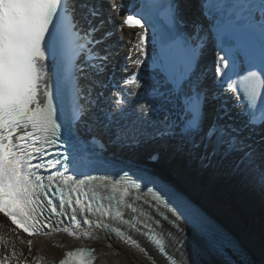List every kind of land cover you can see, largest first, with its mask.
<instances>
[{
    "label": "snow or ice",
    "instance_id": "obj_1",
    "mask_svg": "<svg viewBox=\"0 0 264 264\" xmlns=\"http://www.w3.org/2000/svg\"><path fill=\"white\" fill-rule=\"evenodd\" d=\"M202 8L210 24L205 29L193 22L190 32L183 30L186 25L178 19L174 0H140L133 5V14L124 18L123 25L140 28L134 44L140 56L145 54V26L151 29L152 67L159 76L145 94L152 103L147 109L140 106L143 123L137 126L122 123L123 99L116 101L117 112L101 108L93 114L97 100L92 87L81 84L82 78L92 79L85 69L101 74L109 59L97 50L111 32L96 38L100 26L93 21L100 8L94 0H0V212L12 224L30 236L45 227L73 235L68 227H59L64 224L60 218L66 217L75 229L88 225L114 233L155 264L138 241L116 226L139 232L137 223H144L149 231L140 234L169 264H177L165 251L162 233L136 216L124 217L125 208L139 216L149 215L129 202L142 198H133L129 192L130 188L139 190L141 184L127 172L117 180L85 175L88 168L102 163V157L89 147L98 138L81 137L82 123L89 134L93 132L88 121L98 122L114 144L167 138L176 140L179 149L189 154L203 150L202 161L239 154L235 168L244 165L264 186V170L256 164L257 156L264 155V147H258L264 146V0H208ZM209 33L222 53L211 87L205 84V74L196 73ZM49 58L53 61L50 79L48 68L42 66ZM128 59L137 66L145 63L139 56L133 59L132 50ZM124 83L141 86L136 72ZM216 100L220 103L209 121L205 106ZM51 146L58 148L57 158L45 160L46 148ZM65 146L66 151L59 150ZM37 158L40 162L32 163ZM40 169L51 171L44 175ZM147 194L157 207L169 208L160 192L148 187ZM176 202L186 219L207 223L198 209L182 200ZM28 244L31 251L32 241ZM94 258V249L76 248L59 264H92Z\"/></svg>",
    "mask_w": 264,
    "mask_h": 264
},
{
    "label": "bare ground",
    "instance_id": "obj_2",
    "mask_svg": "<svg viewBox=\"0 0 264 264\" xmlns=\"http://www.w3.org/2000/svg\"><path fill=\"white\" fill-rule=\"evenodd\" d=\"M124 3L126 4L124 1H119V3L115 4L120 6ZM111 14L115 21L114 27H118V36L124 38L127 47L133 46L129 38L134 37L136 31L125 28L120 30V23L117 24V22L122 21V17L119 15L120 13L118 11H113ZM172 144L175 146L172 147L174 150H169L168 153L172 152L167 154L164 159L167 165L159 166L152 164L149 165L150 169L168 181H171L173 184H178L184 191L190 194L195 201L199 202V204L208 210L214 217L219 219L224 226L228 227L246 250L245 259L250 262V264H264V259L262 258L264 254V245L261 243L262 240L260 241L259 239V232L261 231V233L264 234V195H260V199L262 198V200H257L259 198L255 196L256 186L250 176L247 177L245 171H242V174H240L241 176L230 177L237 161L233 160H235L239 154H233V157L231 156L228 158L218 155L212 157L211 160L204 159L202 161L200 157L204 155L203 150L195 154H189L187 149H179L177 141H174ZM165 145L166 144H157L156 146L162 147ZM147 147V145H144L133 153H135L136 157L143 158L147 155V152H145ZM111 150L115 152V149ZM131 152V150H125L120 153L122 155L135 157ZM121 154L114 153V157L119 158ZM198 162L203 163L199 168L196 166ZM238 172L239 171H237L236 174H239ZM232 179H234L235 184L238 182L239 188L243 190L242 193L237 192V187L233 185ZM201 183H206L207 187L204 188V186L200 185ZM214 191L218 192L217 198L213 196L212 192ZM223 197L229 199L228 204H231L235 210V212L232 213L233 215H231L222 204L223 201L221 200ZM236 199H239L238 204L235 202ZM153 215L155 219L159 221V223L153 225L167 238L166 249L185 264H228L225 263L222 257L212 255L209 251H206L205 245L201 239L178 220L173 218L176 223L175 225L168 222L165 217H159L155 213ZM179 227H181L182 230H179ZM8 229L9 226L3 221L2 224H0V234H3L5 230L9 231ZM169 233H171L170 236L168 235ZM19 235L22 236L24 243H26L27 250L24 254H29V256L46 263L59 261L68 251L74 250L75 248L93 245L96 247V264H152L142 252L108 233L91 230L77 231L73 235H69L66 232H46L44 234L35 235L32 239H26L22 234ZM189 237L203 248L202 251L205 253L204 258H199L197 255H190V251L187 253L183 252L184 249L188 247L186 246V242ZM137 239L141 247L146 250L147 255L155 261V264H168L165 258L150 247L142 237H137ZM29 240L32 241L31 251H29ZM254 241L260 245L263 253L257 250L252 244ZM51 242L60 243V252L55 256L49 253L48 250ZM193 258L197 260L193 261Z\"/></svg>",
    "mask_w": 264,
    "mask_h": 264
},
{
    "label": "rangeland",
    "instance_id": "obj_3",
    "mask_svg": "<svg viewBox=\"0 0 264 264\" xmlns=\"http://www.w3.org/2000/svg\"><path fill=\"white\" fill-rule=\"evenodd\" d=\"M207 178H206V181H207ZM200 185L201 186H204V188L207 187V184L206 183H201ZM217 194H218L217 191H214L213 192L214 198H217ZM221 201L224 202V199L222 198ZM5 233H7V235H8L7 238L5 237V241H4V246L6 247V249L8 248V245L11 244V246H13V248H15V251L16 252L24 253L27 250L26 245H25L26 243H24V240H23L22 236H20L19 234L15 233V232L10 233V232H8L6 230H5ZM4 235L5 234H3V236ZM60 248H61L60 247V243H58V242H51L50 245H49V249L48 250H49V253H51L52 255L55 256L56 254H58L60 252ZM8 249H10V247ZM48 255H50V254H48Z\"/></svg>",
    "mask_w": 264,
    "mask_h": 264
},
{
    "label": "water",
    "instance_id": "obj_4",
    "mask_svg": "<svg viewBox=\"0 0 264 264\" xmlns=\"http://www.w3.org/2000/svg\"><path fill=\"white\" fill-rule=\"evenodd\" d=\"M180 230H182V229H180ZM185 237H186V235H185ZM202 242L205 245L206 251H209L212 255H214L215 254L213 252L214 248L211 247V245L207 241L203 240ZM186 243H187L186 246H188V247L186 249H184L183 252L187 253L190 251V255H194V256L197 255V257H199V258H204L205 253L202 251L203 248L200 247L191 237L188 238ZM195 260H197V259L193 258V261H195Z\"/></svg>",
    "mask_w": 264,
    "mask_h": 264
}]
</instances>
